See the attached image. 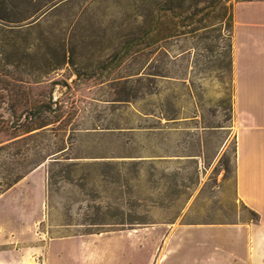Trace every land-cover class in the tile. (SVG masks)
I'll return each instance as SVG.
<instances>
[{"label": "rangeland", "instance_id": "374dc122", "mask_svg": "<svg viewBox=\"0 0 264 264\" xmlns=\"http://www.w3.org/2000/svg\"><path fill=\"white\" fill-rule=\"evenodd\" d=\"M235 2L0 0V146L40 114L20 150L44 158L0 195V250L150 236L155 262L174 227L256 219L235 189Z\"/></svg>", "mask_w": 264, "mask_h": 264}, {"label": "crops", "instance_id": "0c3cea01", "mask_svg": "<svg viewBox=\"0 0 264 264\" xmlns=\"http://www.w3.org/2000/svg\"><path fill=\"white\" fill-rule=\"evenodd\" d=\"M232 70L236 196L258 221L179 225L163 238L155 262L150 236L144 250L136 236L105 239L111 247L76 236L50 242L43 254L2 249L0 264H264V0L234 4Z\"/></svg>", "mask_w": 264, "mask_h": 264}, {"label": "trees", "instance_id": "16d2710c", "mask_svg": "<svg viewBox=\"0 0 264 264\" xmlns=\"http://www.w3.org/2000/svg\"><path fill=\"white\" fill-rule=\"evenodd\" d=\"M238 1H253V0H237ZM30 115L39 116L40 114H25V118L22 122L17 123L15 126H12L13 129H20L26 127L23 130V133L17 134L14 136L12 142L7 143L3 146H0V157L2 153L6 157V162L2 164V174L0 176V195L8 191L18 182H20L26 175H28L37 165L43 162L44 158L41 160H36L33 158H27V156H21L20 147L27 143L28 141L33 140L38 136L37 132H34L40 128L30 129L28 124L30 123ZM19 122V121H18ZM45 125H43L44 127ZM42 128V127H41ZM31 155V154H30ZM256 216V219L253 221L259 220V214L251 210Z\"/></svg>", "mask_w": 264, "mask_h": 264}]
</instances>
